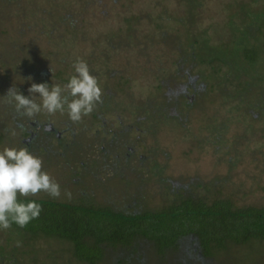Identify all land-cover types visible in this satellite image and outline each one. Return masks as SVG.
Wrapping results in <instances>:
<instances>
[{
	"label": "rangeland",
	"instance_id": "rangeland-1",
	"mask_svg": "<svg viewBox=\"0 0 264 264\" xmlns=\"http://www.w3.org/2000/svg\"><path fill=\"white\" fill-rule=\"evenodd\" d=\"M7 1L0 3V15L13 5L16 10L26 12L28 18L25 19L22 13L11 18L10 22L0 23V57L6 61L5 67L0 71V75H4L0 77L5 89L6 81L9 85L7 91L11 87L13 91L17 90L20 84V74L24 70L19 69L18 63V69H13L11 62L16 60H30L38 66L45 62L57 68L67 66L64 78L71 73L75 74L73 63H62L58 59V55L65 56L67 53L69 55L66 57L72 58V61L79 58L87 62L102 89V100H109L105 104L104 126L113 133L107 135L103 144L113 137L114 132L125 133L128 137L123 146L119 143L117 150H112L110 145L114 147L116 144L102 146L96 140V133L102 131L103 127L99 124L90 126L89 114L88 121L83 119V115L81 121L76 123L68 120L67 111L36 113L39 124L43 123L46 130H50L53 125L62 133L67 128V120L70 122V129L84 130V136L80 137V149L85 145L87 149L95 150L99 159L104 161L99 178H94L91 174L92 177H87L89 181L86 184L91 199L98 203L116 201L124 204L127 200L131 201L130 197L125 198V194L135 187L132 182L137 180L145 185L142 186L146 204L158 207L169 201L166 192L170 184L167 179L161 180L167 177L174 190L177 186L189 184L194 187L197 183H203L212 189L211 192H215L218 185L224 183L223 193L236 198L238 204L264 200V119L254 123L249 113L244 116L242 113L251 101L238 103L236 100L239 95L235 91L228 90L234 95L230 99L220 94L224 84L209 62L202 63L199 67L207 75H213L212 82L220 84L215 85V89L200 104L196 102L188 107L187 97L192 96V92L189 96L182 97L178 89L183 82H188V79L195 76L197 69L190 67L189 61L181 60V55L162 39L163 32L174 34L175 38L170 41H180L186 50H200L202 40L213 45H228L233 34L232 29L227 27L229 21L245 28L253 19L244 6L261 8L264 0H192L193 3L189 0ZM191 3L193 7H189ZM44 8L50 9L53 15L51 20H39L40 9ZM66 14L69 15L67 21H59V17ZM181 16L186 19L180 21ZM188 16H191L190 21L187 20ZM128 17L131 21L134 17L136 19L132 35L127 34L132 32L125 20ZM194 38L197 40L196 46H189ZM188 42L189 45H186ZM184 54L186 57L189 55L188 52ZM183 58L186 59L184 56ZM225 68L224 65L218 70ZM55 79L51 78L50 83L59 84L60 81V85L64 84L62 79ZM200 82V78H197L196 83ZM29 86L21 89L24 95H32L28 92ZM229 88L234 89L231 85ZM106 89L108 95H105ZM167 97L170 99V110L177 112L179 109L180 112L187 113L190 108L189 113L193 112L194 116L186 119L183 126L176 120L169 123L162 120L159 125H156L158 121L153 118L151 122L143 119L137 122L139 117H144V114L147 116L153 109L157 113L165 110ZM36 99L39 102V98ZM148 100L153 102L154 107L146 112ZM98 105L99 103L95 104L94 108L99 109ZM182 115L186 116L184 113ZM84 124L89 126L87 130L83 128ZM213 124L225 129L219 141L213 139L210 133L209 128ZM149 127L155 134L149 133ZM13 129L16 131L14 126ZM11 138H5L0 143V150L4 146L19 147L17 141H9ZM163 152H168L170 159L168 156L165 158ZM119 156L127 159L126 162L113 164L120 160ZM153 158L159 159L161 164L165 163L166 168L161 172L152 168L149 163ZM50 166L53 170L50 169V173L61 170L62 177L65 175L60 183L57 181L59 186L65 185L60 189L61 194L71 195L72 191L78 198V191L74 192V184L69 179V169L58 164ZM54 166H57L55 172ZM119 171L123 172L122 178H128L132 182L120 183L118 177L114 178L119 175ZM131 192L129 193L132 194ZM8 230H0V248L6 245L4 248L12 254L14 241L8 245L11 239ZM239 257L241 256H237ZM44 261L47 264H58L55 259L47 258Z\"/></svg>",
	"mask_w": 264,
	"mask_h": 264
},
{
	"label": "trees",
	"instance_id": "trees-1",
	"mask_svg": "<svg viewBox=\"0 0 264 264\" xmlns=\"http://www.w3.org/2000/svg\"><path fill=\"white\" fill-rule=\"evenodd\" d=\"M5 1L0 0V3L4 4ZM189 1L193 3L192 0ZM192 3L189 7H193ZM244 7L253 20H250L245 28L229 21L227 27L232 29L233 34L228 45H213L202 40L200 50H186L180 41H170L175 38L174 34L163 32L162 39L181 55V60L189 61L190 67L197 69L195 76L188 79V82H183V87L178 89L182 97L189 96L192 92V96L187 97L188 107L196 102L200 104L215 89V85L220 84L212 82L213 75H207L200 69L202 63L209 62L224 84L219 85L222 86L220 94L230 99L234 96L228 91L231 90L239 95L236 100L238 103L251 101L242 114L245 116L249 113L255 123L264 119V5L257 9H251L248 5ZM22 13L25 19L28 18L26 12L16 10L12 5L10 10L7 9L0 15V23L10 22L11 18ZM40 14L39 20L45 21L51 20L53 16L47 8L40 9ZM68 16H60L59 21L66 22ZM191 16H188L187 20L190 21ZM185 19L181 16L180 21ZM125 20L129 29H132V32L127 34L132 35L136 19L134 17L131 21L128 17ZM196 44L197 40L194 38L190 45L189 42L186 45ZM187 52L189 57L184 54ZM64 55H58L60 62L69 61L74 64L72 58L66 57L69 54ZM215 62L217 64H214ZM17 63L19 69L24 70L20 74L18 89L15 90L21 93V89L33 82H48L51 85V78H57L62 79L65 84L73 75L69 74L66 79L63 77L67 66L57 68L46 62L38 66L30 60H16L11 62L15 70L18 69ZM5 64L6 61L0 57V71ZM224 65L225 69L218 70ZM2 75L4 74L0 76ZM5 75L7 76L6 73ZM197 78L201 80L199 84L196 83ZM2 82L0 77V143L5 138L12 137L9 141H17L19 147H27L34 154L41 156L42 169L59 183L65 175L62 177L61 170L55 172L57 166H54L55 173H50V165L58 164L66 170L69 169L70 182L74 184V192L78 191L79 197L76 198L77 195L72 194V191L71 195L66 196L60 191L57 197L50 196L45 191H38L34 195H18V199L25 202H38L41 211L23 227L13 222L7 228L11 236L8 245L14 241V250L11 254V251L4 248L6 245L0 248V264H47L44 261L47 258L55 259L58 264H264V200L238 204L236 198L223 193L224 183L218 185L219 188L215 192H211L212 189L203 183H197L194 187L185 184L186 186H177L174 190V186L165 177L161 180L167 179L170 184L166 192L169 201L158 207H151L144 200V184L137 180L132 182L128 178L125 180L122 178L123 172L119 171V175L114 178L118 177L120 183L132 182L135 185L128 190L131 192L133 189L132 194H125V198L130 197L131 201L127 200L124 204L114 200L112 203L95 202L88 194L90 190L86 184L89 181L87 177L99 178L104 161L99 159L95 150L87 149L85 145L80 149V137L84 136V130L70 129L69 123L74 122L71 119H68L70 122L66 121L67 128L62 133L53 125L50 130H46L43 123L39 124L38 115L26 117L15 109V102L6 95L8 81L6 89ZM230 85L234 89H228ZM107 90L105 95H108ZM68 99L72 97L69 96ZM169 100L167 97L165 110L157 113L153 109L147 116L144 114V117H139L137 122L141 119L151 122L153 118L158 121L156 125H159L162 120L166 123L176 120L183 126L186 119L194 116L193 112L189 113L190 108L187 113L183 112L186 116H183L178 108L177 112L170 110ZM108 101L102 100L101 96V100L96 102L99 103V109L93 108L89 113V123L90 126L102 125V131L96 133V140L100 141L102 146L116 144L114 147L110 145V148L117 150L118 144L122 143L123 146L128 137L125 133L114 132L113 137L103 144L107 135L113 133L107 131L104 126L105 104H108ZM152 103L151 100L147 101L146 112L154 107ZM87 115H84L83 119L88 121ZM80 121L81 119L76 123ZM13 126L16 128L15 135L11 134ZM87 127L89 128L84 124L83 128L87 130ZM149 129V133L155 134L151 127ZM209 129L213 139H222L225 131L223 127L213 124ZM76 137L79 138L76 140ZM90 145L91 148L92 144ZM163 155L166 158L169 154L163 152ZM168 157L170 159V156ZM119 159L113 164L125 163L127 160L121 156ZM150 164L159 172L166 166L157 158H153ZM61 187L65 185L60 186V189ZM239 255L241 257L237 258Z\"/></svg>",
	"mask_w": 264,
	"mask_h": 264
},
{
	"label": "clouds",
	"instance_id": "clouds-1",
	"mask_svg": "<svg viewBox=\"0 0 264 264\" xmlns=\"http://www.w3.org/2000/svg\"><path fill=\"white\" fill-rule=\"evenodd\" d=\"M73 68L75 74L63 85L33 82L28 88L31 96L13 91L12 87L6 95L15 102V109L28 117L41 111L48 114L67 111L69 119L79 121L101 100L102 89L86 61L77 58ZM69 96L72 99L69 100ZM11 134H16L15 129ZM38 191L53 197L60 195L58 182L42 169V157L27 147L4 146L0 150V230L9 228L13 222L23 227L39 215L38 202L18 199V195H34Z\"/></svg>",
	"mask_w": 264,
	"mask_h": 264
},
{
	"label": "flooded vegetation",
	"instance_id": "flooded-vegetation-1",
	"mask_svg": "<svg viewBox=\"0 0 264 264\" xmlns=\"http://www.w3.org/2000/svg\"><path fill=\"white\" fill-rule=\"evenodd\" d=\"M172 91H173V88H172ZM50 129H51V127H50Z\"/></svg>",
	"mask_w": 264,
	"mask_h": 264
}]
</instances>
